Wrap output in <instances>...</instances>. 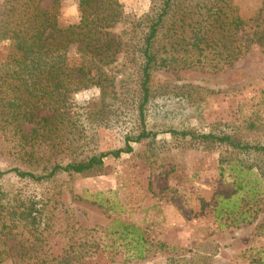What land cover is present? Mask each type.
I'll return each instance as SVG.
<instances>
[{
  "label": "rangeland",
  "instance_id": "1",
  "mask_svg": "<svg viewBox=\"0 0 264 264\" xmlns=\"http://www.w3.org/2000/svg\"><path fill=\"white\" fill-rule=\"evenodd\" d=\"M117 1L127 19L142 16L149 7V0ZM199 2L185 0L179 7ZM58 5L59 20L74 23L75 0H58ZM41 6L48 8L50 0ZM233 6L248 21L246 35L264 30L261 0H233ZM125 27L117 24L110 36L124 37ZM5 54L0 45V59ZM110 70L116 86L121 82L126 88L122 91L130 94L135 79L132 68L117 55ZM148 86L144 114L147 130L157 133L153 140L133 143L130 153L108 156L100 167L83 174H60L41 182L0 177L1 203L35 198L44 203L46 218L37 254L18 257L21 237L2 238L0 264H42L39 260L46 264H166L169 260L177 261L173 264H264V177L240 170L239 153L228 156L221 147L165 133L230 134L264 146V41L252 43L245 54L220 69L155 70ZM87 94L82 93L78 101L73 98L79 108L76 114H82L83 108L100 109L99 99L85 98ZM103 111L110 115L106 127L96 126L97 117L94 122L74 118L73 134L53 140V154L48 157L46 152L42 161L21 158L9 149L7 136L1 135L0 171L17 168L44 175L47 172L42 170L50 164L64 165L80 152L120 147L122 136L135 128L133 117L115 118L111 103ZM29 128L23 127L26 132ZM69 143L75 149H67ZM113 219L141 230L150 247L144 260H125L102 248L110 238L104 230ZM22 236L28 240L25 233Z\"/></svg>",
  "mask_w": 264,
  "mask_h": 264
},
{
  "label": "trees",
  "instance_id": "2",
  "mask_svg": "<svg viewBox=\"0 0 264 264\" xmlns=\"http://www.w3.org/2000/svg\"><path fill=\"white\" fill-rule=\"evenodd\" d=\"M43 1L4 0L0 5V45L6 49L0 59V136H7L9 149L28 162L42 161L46 152L48 157L53 154V140L73 134L70 128L74 118L81 116L94 122L97 117L100 120L95 121L96 126L106 127L110 115L103 106L108 103L115 118L131 115L135 128L122 136L120 147L80 152L64 165L50 164L42 170L47 172L44 175L8 168L0 171V177L11 175L41 182L60 174H83L100 167L108 156L118 158L130 153L131 144L153 140L157 135L147 130L144 114L153 71L170 67L220 69L245 54L252 43L261 45L264 41V30L245 34L248 21L238 16L233 0H199L182 8L179 6L185 0H149L147 12L132 19L123 15L117 0H75L77 19L69 24L59 20L58 0H50L48 8L41 6ZM120 23L126 25L124 37H111V30ZM117 55L135 75L130 94L122 91L126 88L121 87L120 80L116 86L114 75L109 73ZM93 86L102 90L100 109L83 108L82 114H76L79 108L73 94ZM104 113L106 118H99ZM25 125H30L27 132ZM165 133L206 147H221L228 156L239 153L240 170H253L264 177L263 145L242 142L230 134ZM66 147L75 149L70 143ZM44 208L41 200L29 197L0 202V248L7 237L18 235V257L37 254L46 226ZM104 232L110 235L102 247L108 253L135 261L148 255L149 244L137 227L113 219Z\"/></svg>",
  "mask_w": 264,
  "mask_h": 264
},
{
  "label": "clouds",
  "instance_id": "3",
  "mask_svg": "<svg viewBox=\"0 0 264 264\" xmlns=\"http://www.w3.org/2000/svg\"><path fill=\"white\" fill-rule=\"evenodd\" d=\"M85 92L88 93L85 98H88V99H92V98L99 99L100 96H101L102 90L98 86H93L90 90H81L80 92L74 93L73 94V98L78 101L80 99L82 93H85Z\"/></svg>",
  "mask_w": 264,
  "mask_h": 264
}]
</instances>
